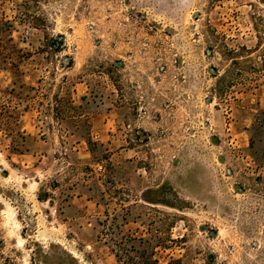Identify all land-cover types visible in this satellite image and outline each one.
Wrapping results in <instances>:
<instances>
[{
    "label": "rangeland",
    "instance_id": "374dc122",
    "mask_svg": "<svg viewBox=\"0 0 264 264\" xmlns=\"http://www.w3.org/2000/svg\"><path fill=\"white\" fill-rule=\"evenodd\" d=\"M0 264H264V0H0Z\"/></svg>",
    "mask_w": 264,
    "mask_h": 264
},
{
    "label": "trees",
    "instance_id": "16d2710c",
    "mask_svg": "<svg viewBox=\"0 0 264 264\" xmlns=\"http://www.w3.org/2000/svg\"><path fill=\"white\" fill-rule=\"evenodd\" d=\"M11 25L9 24L8 25V27H10ZM234 61V63H233V65H236L237 64V60H233ZM226 78L227 77H223V78H221L218 82L220 83V82H224L223 83V86L222 87H220L219 88V91H220V93H223L224 91V88L226 87V88H230V86H231V83H232V81H233V78L232 77H230L229 79H227V81H226ZM156 263V262H155Z\"/></svg>",
    "mask_w": 264,
    "mask_h": 264
}]
</instances>
